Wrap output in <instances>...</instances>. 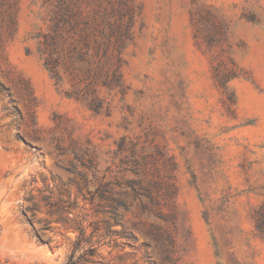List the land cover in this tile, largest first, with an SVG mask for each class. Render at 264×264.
I'll list each match as a JSON object with an SVG mask.
<instances>
[{
	"label": "rangeland",
	"instance_id": "374dc122",
	"mask_svg": "<svg viewBox=\"0 0 264 264\" xmlns=\"http://www.w3.org/2000/svg\"><path fill=\"white\" fill-rule=\"evenodd\" d=\"M81 230L91 264H264V0H0V264Z\"/></svg>",
	"mask_w": 264,
	"mask_h": 264
},
{
	"label": "trees",
	"instance_id": "16d2710c",
	"mask_svg": "<svg viewBox=\"0 0 264 264\" xmlns=\"http://www.w3.org/2000/svg\"><path fill=\"white\" fill-rule=\"evenodd\" d=\"M28 201H32L29 198ZM45 203V207L48 208V213L50 215H58L60 221H66L63 217V213L67 211V207H71L74 203H70L68 206L61 204L59 201L52 200L51 195H46L42 198ZM40 205L37 202H32L20 207V215L23 219L30 223L33 229V234L39 240L44 239L43 232L50 227V222L48 219L35 220L36 211L39 209ZM115 210V209H114ZM115 214V211H113ZM111 225L107 224L104 235H113L116 232L111 230ZM95 229H98L96 226ZM96 253V247L91 242V236H86L84 231L81 230L79 236L74 241L73 249L68 256L65 264H91L92 260L90 256Z\"/></svg>",
	"mask_w": 264,
	"mask_h": 264
}]
</instances>
